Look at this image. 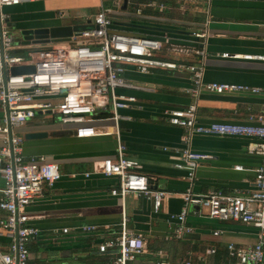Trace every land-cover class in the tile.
I'll use <instances>...</instances> for the list:
<instances>
[{
  "label": "crops",
  "instance_id": "1",
  "mask_svg": "<svg viewBox=\"0 0 264 264\" xmlns=\"http://www.w3.org/2000/svg\"><path fill=\"white\" fill-rule=\"evenodd\" d=\"M109 1V0H108ZM38 0L25 1L3 8L9 16V27L15 37L12 54L25 55L28 50L46 46L67 45L71 36L52 39L47 45H23L20 29L73 26L87 28L92 18L105 9L116 30L152 37L168 35L180 48L196 46L193 33L205 32L199 39L205 43L206 55L163 50L166 60L203 65L206 83L237 84L264 89V61L246 60L243 55L264 56V0ZM147 4H153L147 8ZM162 6V10L159 7ZM137 9L141 12L137 13ZM125 24L153 27L136 29ZM166 29L173 32H164ZM238 58H223L222 54ZM125 78L145 90H119L131 95L136 103L121 113L132 118L119 124V140L125 155L138 161V173L146 176L152 189L166 196L157 213L143 195L128 194L123 200L111 195L118 186L117 178L94 174L100 162L116 158L115 136L77 139L70 126L55 118L37 117L13 130L22 138V155L26 161H50L58 165L62 177L52 187L43 186L40 199L26 207L29 225L39 232L28 244V264H113L116 249L99 252L98 247L117 237L123 219L128 231L142 236L145 248L128 264H236L227 250L228 244L251 246L262 241L256 228L234 221H220L208 215L204 205L185 202L184 195L204 196L213 191L248 195L254 191V171L260 157L247 150L252 141L246 137L191 135L171 125L165 112L196 106V119L201 124L224 122L256 124L254 118L264 106V96L246 92L217 95L201 92L192 97L186 71L156 69L149 74L127 72ZM0 113L3 109L0 106ZM110 124L98 122L96 126ZM30 132H45L46 138L26 140ZM0 135V147L2 146ZM188 148L207 156L200 161L190 179L180 161V153ZM179 165V166H178ZM86 173H91L88 177ZM0 177V190L3 187ZM1 199V194H0ZM186 209L180 238L173 231L178 221L171 219ZM5 217L0 212V220ZM91 226L93 230L84 231ZM63 229H68L67 233ZM6 250L10 240L1 235ZM213 252H209V251Z\"/></svg>",
  "mask_w": 264,
  "mask_h": 264
},
{
  "label": "built area",
  "instance_id": "2",
  "mask_svg": "<svg viewBox=\"0 0 264 264\" xmlns=\"http://www.w3.org/2000/svg\"><path fill=\"white\" fill-rule=\"evenodd\" d=\"M25 1L38 0H0V106L3 109L0 135V177L3 187L0 190V212L5 217L0 220L1 235L10 240L5 250L0 242V264H28V244L38 237V230L29 225L26 207L42 197L43 186L52 187L62 177L58 165L50 161H26L22 155V138L13 133L28 122L39 117L57 119L63 126H70L77 139L98 136H115L117 139L116 158H106L100 162L94 174L106 178H117L118 186L111 195L123 200L128 194L143 195L152 203L154 213L162 205L166 193L152 189L148 178L140 173V164L125 155V146L119 140V124L131 121L121 111L129 110L136 103L131 95L119 94V90H145L131 84L125 73L141 75L156 69L186 71L191 86L188 93L197 97L201 92L223 93L246 92L264 96V89L237 84L206 83L203 81V65L186 64L183 61L166 60L161 56L163 50L188 54L197 58L206 55L205 43L199 39L205 32L193 33L196 46L180 48L168 35L148 37L116 30L113 19L105 9H101L87 28L74 32L67 45L46 46L28 50L23 56L13 55L18 47L9 27V16L3 13L6 7L17 6ZM250 1V0H245ZM147 4V8L153 7ZM162 10V6L159 7ZM141 10L137 9V13ZM223 58H238L222 54ZM246 60L264 61V56L243 55ZM13 67H33L28 74L12 75ZM196 106L189 104L183 109L165 112L167 121L185 130L187 136L216 135L246 137L252 141L247 150L260 157L259 166L254 171V191L248 195L224 194L219 191L204 196L184 195L185 202L204 205L212 219L234 221L256 228L259 237L264 236V106L256 115V124H232L211 122L201 124L196 119ZM104 114L105 116L100 117ZM110 121L101 127L98 122ZM8 125L11 128L9 138ZM207 158L201 153L185 148L180 153V161L192 179L200 161ZM91 173H86L88 177ZM186 209L171 219L178 221L173 234L180 238L189 229L184 228ZM84 231L93 227H83ZM68 229H63L67 233ZM108 248L116 249L113 264H128L141 255L145 242L141 235L130 232L123 219L117 237L99 245V252ZM228 253L236 264H264L262 241L251 246L227 245ZM213 252L212 250L209 251Z\"/></svg>",
  "mask_w": 264,
  "mask_h": 264
},
{
  "label": "water",
  "instance_id": "3",
  "mask_svg": "<svg viewBox=\"0 0 264 264\" xmlns=\"http://www.w3.org/2000/svg\"><path fill=\"white\" fill-rule=\"evenodd\" d=\"M123 7L122 9H126V0H123ZM125 26H129L131 28H136V29H145V30H156L153 27H146V26H138L135 24H125ZM85 29L84 27L81 26H73L69 29H62L58 27H51V28H32V29H20L18 31V38L21 41V44L23 45H47L52 42V39L54 38H59L60 36H71L74 32H77L79 30ZM162 30L164 32H173L170 30L166 29H158ZM33 71V67H13L11 69V74L12 75H18V74H28ZM8 130H9V138L11 137V128L8 125ZM47 133L45 132H30L26 133L24 135V138L26 140H34V139H42L46 138Z\"/></svg>",
  "mask_w": 264,
  "mask_h": 264
},
{
  "label": "rangeland",
  "instance_id": "4",
  "mask_svg": "<svg viewBox=\"0 0 264 264\" xmlns=\"http://www.w3.org/2000/svg\"><path fill=\"white\" fill-rule=\"evenodd\" d=\"M108 1V0H107ZM111 0L108 1V3L110 4ZM0 127H4V124L2 123V113H0Z\"/></svg>",
  "mask_w": 264,
  "mask_h": 264
},
{
  "label": "trees",
  "instance_id": "5",
  "mask_svg": "<svg viewBox=\"0 0 264 264\" xmlns=\"http://www.w3.org/2000/svg\"><path fill=\"white\" fill-rule=\"evenodd\" d=\"M152 34H153V33L148 32V33H145L144 35H146V36H148V37H152V36H153ZM103 116H105V115H104V114L100 115V117H103Z\"/></svg>",
  "mask_w": 264,
  "mask_h": 264
}]
</instances>
